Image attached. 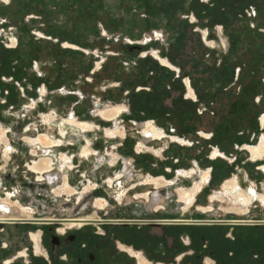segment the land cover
Returning a JSON list of instances; mask_svg holds the SVG:
<instances>
[{
	"label": "rangeland",
	"instance_id": "1",
	"mask_svg": "<svg viewBox=\"0 0 264 264\" xmlns=\"http://www.w3.org/2000/svg\"><path fill=\"white\" fill-rule=\"evenodd\" d=\"M174 1L154 0L140 5L134 0H117L115 6L105 7L101 0H0V45L5 48L0 47V117L17 115L23 139L37 138L47 130L57 136L59 123L72 117L70 115L77 109L88 113V107L93 108L90 112L100 119L103 117L99 110L113 105L126 107L117 120L110 122L103 118L96 139L102 147L99 145L100 153L91 158L90 165L68 169L70 184L76 192L69 197L52 192L50 196H39L36 204L48 215L35 218L139 215L156 222L127 229L113 225L108 228L124 237L122 241L116 240L117 243L134 241L155 250L162 245L171 248L175 241H186L187 233H191L196 241L207 235L215 237L213 243L220 240L224 235L219 229L222 224L176 225L158 220L239 219L242 215L231 210L235 205L230 200H210L216 194L222 195L223 184L234 176L246 178L258 192H264V171L259 168L264 164V158L253 161L245 148L264 135V125L261 126L260 121L264 114V8L260 7L261 11L257 8V17L251 19L248 5H244L240 18L230 25L229 20L238 12L239 6L235 0L231 5L226 0L225 11L213 13L215 21H224L226 26L220 37L218 26L207 24L204 18L198 19L194 26L187 24L186 18L191 16L187 8L172 13L176 4L184 2ZM241 2L264 4V0ZM193 5L199 12L204 10L202 5L195 2ZM152 9L165 11V14L150 18ZM112 16L115 19L124 16L128 23L120 30L114 26L116 24H108L107 18ZM166 20L168 24H165ZM260 23L261 30L257 28ZM207 27L210 36L214 33L215 38L210 37L209 41L215 40V47L202 40V32ZM157 31L162 34L158 45L160 55L169 59L174 68L163 66L159 60L150 57L152 48L156 47L154 41L145 46V53L149 52L147 57L142 54V49L130 47L124 41V38L133 42L147 41L155 38ZM72 39L80 40L81 45L71 47L67 42ZM13 48H16L15 52H12ZM187 78L196 93L195 98L188 95ZM149 121L165 132L162 139H153L144 133ZM66 126L69 130L67 139H73L77 130L67 123ZM110 127H123L125 135L104 137ZM26 130L32 135H25ZM141 142L150 149L139 150L136 146ZM108 145L115 146L112 155L104 152ZM216 150L224 156H213ZM27 156L24 151L13 158L11 176L23 177L15 186L29 191L35 185L25 183L35 177L26 174ZM112 157L114 162L120 160L113 167L107 164ZM143 159L146 164H142ZM79 169L88 171V175L95 178L94 187L83 191L82 196L77 194L79 189L76 188L82 186L77 177ZM193 169L192 175L185 176ZM180 171L186 172L183 175ZM205 172L208 176L196 201L183 209L184 204L178 200V189L191 188L196 182H202ZM118 174L121 177L111 186L109 178ZM149 176L164 177L171 184L155 187L147 183ZM49 177L53 181L47 178L38 186L41 190L55 186L60 178L55 173ZM119 192L122 200L117 198ZM146 193L147 198L142 196ZM97 199L105 200L102 209L96 206ZM210 205L209 212L200 208ZM250 207L251 213L245 215L246 219L264 220V206L260 202L255 199ZM236 214L237 218H233ZM7 216L13 217V214ZM226 225L229 227L226 226L225 233L235 231L231 224ZM29 228L34 227L22 226L19 231L9 227L0 233L3 234L0 240H11L17 235L24 242V232ZM261 232L264 235V231ZM261 235L259 233L260 237L253 240L263 242ZM229 245L227 252L234 248Z\"/></svg>",
	"mask_w": 264,
	"mask_h": 264
},
{
	"label": "flooded vegetation",
	"instance_id": "2",
	"mask_svg": "<svg viewBox=\"0 0 264 264\" xmlns=\"http://www.w3.org/2000/svg\"><path fill=\"white\" fill-rule=\"evenodd\" d=\"M116 1L117 0H101V2L105 7H113L114 2ZM134 1L138 2L140 5L143 4L145 5L147 4V2L151 3L154 0H134ZM155 4L157 5V3H154V5ZM129 7H132V5H130ZM129 7L128 9H130ZM179 11H180L179 9L171 10L172 13H176V14ZM149 13H150L149 15L150 18L156 19L157 18L156 16H160L161 14L164 15L165 11L156 12L152 9L150 10ZM107 19L109 25L116 24L114 26H116V28L120 30L124 28V25L126 23H128V21L124 16H122L119 19L116 18L117 20L113 16ZM134 21L136 24H138L136 19H134ZM168 22L169 21L166 20L165 24H168ZM118 37L122 38V36L120 35ZM80 42H81L80 40L77 41L72 39V41L67 42V44H71V47L75 46V48H77V45H81ZM151 53H152L151 58L153 59L155 58V60H159L163 66H168V68L169 67L174 68L173 64L169 61V59L162 57L157 49L154 48L151 51ZM154 53L158 55L157 56L158 58L155 57ZM163 59L168 61L169 64L168 65L163 64L162 63ZM186 82L188 86V95L190 97L195 98L196 93L194 94L195 91L193 92L194 89H192L191 87V82H189L188 79H186ZM45 90L46 89H44V91ZM113 106H120V105H113ZM113 106L100 110V115L102 116L101 114L102 111L111 109L113 108ZM118 116H116L115 118H117ZM74 118L75 117H71V119ZM1 119L2 117H0V120ZM113 119H106V120L111 121ZM5 121L9 123L10 120L6 118ZM149 122L152 123L153 126L157 127V125L153 121H149ZM149 122H147L146 127ZM66 123H67L66 120H64L63 123L60 124V126L64 128L61 131H65L67 129ZM67 124L69 126L74 127V124L71 123H67ZM157 128L160 131H162L165 136V132L159 127ZM91 129H85V130L82 129V130L86 131ZM119 130H122L121 134L111 135L109 133V132L114 133ZM1 132H4L6 135V130L0 123V142H3V140H1ZM144 133L146 134L145 130ZM24 134L28 136L32 135V133L30 132H26ZM106 134L107 136L113 138L116 136H124L125 132L123 127L120 128L110 127L106 129ZM146 135L152 137L153 139H162L164 137L163 136L162 138H154L151 135L148 134ZM173 138L179 140V138L177 137H173ZM28 141L34 145L41 143L42 145L49 147L59 146L61 142L62 144L64 142L63 140L60 139L53 140L48 135H39L36 139L33 140L29 139ZM255 144H251V145H255ZM7 146L5 147V150L6 148H8ZM137 148L139 150L144 148L150 149V147L144 145L142 142L141 144L138 145ZM11 149L12 146L11 148L9 147L7 149L9 151L8 154H5L6 158L11 156L10 155ZM57 150L59 149L57 148L55 151ZM156 152L159 153V150H157ZM86 153L87 151L84 152V154ZM54 154L55 153L51 149L43 151L42 157L43 156L46 157H43L42 160L40 159L38 162H35L32 168L38 171L49 170L52 165L51 162L55 160V158H52ZM48 155L51 157H49ZM212 155L224 156L219 150L214 151ZM47 156L49 158H47ZM60 156L62 159L66 160L63 154H61ZM40 161L41 163L45 161L47 163V166L41 169ZM141 162L142 164H146L145 159H143ZM263 165L264 164H262L259 167L261 171L262 170L264 171V168L262 167ZM185 172L186 171H182V172L180 171V173L179 172L178 173L179 174L183 173L184 175ZM193 173L194 172H192V174ZM207 176H208V172L207 173L205 172V176L202 178V182L200 183L196 182L195 185L192 186L191 188L178 189V197H179L178 200L179 202H182L184 204L183 209H187L194 204V202L196 201V195L201 190L202 183L205 182ZM120 177L121 175L118 174L115 178L118 179ZM235 177L238 178L239 182L243 183L241 186L247 188L249 182L247 181L246 178L238 175ZM115 178H109L108 183L111 186L114 184ZM64 182L65 183L62 188V191L65 192L69 197L76 192V189L71 187L72 186L70 184L71 182L68 179L67 181L65 179ZM67 182L71 186L67 184ZM147 183H152L155 185V187H159L160 185L163 184L165 185L171 184V181L165 179L164 177L157 178V177L149 176L147 178ZM93 187L94 186L90 184V186L85 187L84 191H88ZM195 187H197L198 189L193 195H191L187 199H183L181 197L182 191L185 190L190 191ZM221 192H223L222 195L216 194L210 197V200L214 201L216 199H221V200L224 198L228 199V195L224 189V184ZM142 196L147 198V193L143 194ZM142 196H138V197H142ZM117 198L119 200H122V194L120 192L117 195ZM9 206H11L12 208H16V206H20V210L18 209L17 210L24 217L20 218L19 216H13V217L7 216V213L9 212ZM96 206L102 209L105 206V200L97 199ZM157 208L159 209V207ZM200 208L204 212H209L212 209V205L206 207L201 206ZM0 209L4 210V215L0 216V225L19 223L21 224V226L34 227V228H29V231L27 229V231L24 232L26 237V240L24 242L28 244L27 246L21 249L19 248L15 249L16 246L15 247L11 246L10 243H6V241L0 240V264H264V241L255 242L253 240L260 237L258 236L259 233L260 235L262 234L261 236L264 237L263 233L261 232V230L264 231V220L259 221V220L246 219L247 217L245 215L251 213L249 212L251 210L250 206L245 213L238 212L239 215L242 216L239 219H235V220H216V221H203V222L183 220V219H168V218L164 220L162 219L158 220L159 223H169V224L175 223L176 225H178L177 223H182V224L205 223L210 225L215 224V226H217V224H222V227L221 225H219L220 226L219 229L224 234L221 236L222 238H220V240L215 241L213 243L211 241L215 240V237L212 238L211 236L207 235L206 237H200L199 240L196 241V239L194 238L193 235H191V233H187L186 241L185 240H182V242L180 240L178 242L175 241L171 246V248L162 245V247H160L161 250L146 249L145 247L140 245L139 242H134V241L121 242L124 237L116 233L115 231H110L109 230L110 228H108L109 225L110 226L113 225L116 227L122 226L120 227L121 229H125V228L127 229L128 227L130 228L138 224L150 225L149 223L156 222L152 220L143 219V217H140L139 215L138 216L124 215L120 218L117 217L115 218L110 216H104V217L81 216L70 219L35 218L29 214L28 209L19 205L18 202H13L8 198L0 202ZM231 210L233 209L231 208ZM160 211L161 210H159L157 213H159ZM237 216L238 214L234 215L233 218H237ZM250 217L252 216L250 215ZM227 223L231 224L230 226L234 227L233 228V230H235L233 231L234 233L233 232L228 234L225 233L227 228L226 226L229 227V225H226ZM76 226H78V228H74ZM4 232L5 231L2 232L0 231V233H4ZM2 236L3 234H0V239L2 238ZM116 240H121L120 241L121 243H117ZM229 244H232V247L234 248H232V250L227 252V247L230 246ZM252 245L256 246V248H253ZM184 246L185 248L183 249L182 247ZM236 248L239 249L237 250ZM247 249H249L248 253H247Z\"/></svg>",
	"mask_w": 264,
	"mask_h": 264
},
{
	"label": "crops",
	"instance_id": "3",
	"mask_svg": "<svg viewBox=\"0 0 264 264\" xmlns=\"http://www.w3.org/2000/svg\"><path fill=\"white\" fill-rule=\"evenodd\" d=\"M81 105H84L83 102ZM88 113H81L80 110H76L74 111V113L70 116L75 117L77 120L81 121V122H91L93 125H95L93 127V129L91 130H86L83 131L81 128L75 127L74 129L77 130L78 133H76L73 136V139L68 140L67 136L69 135V130L66 129L65 131H61L62 129H64L63 127L58 126V130H57V134L59 135H55L53 133H51L50 130H47V132L40 134V135H48L49 137L53 138V139H60L63 140V144L59 145V146H51L49 147H45L44 145H42L41 143H38L37 145H33L31 143H27L28 140L23 139V137H21V132L19 133V117L17 115H5L2 117V119L0 120V123L2 124V126L5 128L6 130V135H5V141L0 142V157H1V161H0V202H2L4 199L8 198L14 202H18L19 205L25 207L26 209L29 210V214L33 217H43L44 215L47 216L48 214L45 213V211L41 208H39V205L36 204L37 201H39L38 197L39 196H50L51 192L52 194H56L58 196H62L65 195L67 196V194L65 192H62L60 190H62L64 184V177L67 174L68 175V180L70 181V176L69 173H67L68 169H77V168H82V165L84 166H89L90 165V160H92L91 158H94L96 156L99 155L100 150H99V145L102 147L101 142H96V139L98 138L99 135V128L100 125L103 121V118L98 119V115H94L92 112H90L93 108L88 107ZM93 111V110H92ZM123 114L121 113L120 116L121 117ZM115 118L113 120H117L118 119ZM9 119V123H7L5 121V119ZM71 118V117H70ZM66 120V119H64ZM63 120V121H64ZM111 120V121H113ZM105 121H107L105 119ZM110 121V122H111ZM55 130H53L54 132ZM27 132V131H26ZM105 137L107 138H112L107 136L106 134H104ZM57 137V138H56ZM114 138V137H113ZM107 142V140H105ZM6 143V144H5ZM6 145H11L12 146V151L10 153V157L6 158L5 156V147ZM72 146V147H69ZM89 147L91 150V152L89 153V155H83L82 151L85 147ZM66 147H68V151H66ZM114 145L112 146H106L104 152L105 153H110L111 155L114 153ZM58 148V151H55ZM53 150V152L55 153L52 158H55V160L52 162V167L49 171H38V170H34L32 168V166L34 165L35 162H38L40 160V158L42 157L43 151L45 150ZM24 151L28 154L27 159L28 161H26V174L29 176H34L35 179L31 180L30 183H25V185H35V187H33L32 189H30L29 191L25 188H20L19 185H16V183L22 182L23 177H16L13 178V176H11L13 174L12 169L14 168V163H12L13 158H16L17 156H19L20 154L24 153ZM64 152L65 154H67L70 159L71 162L70 164H68L67 166H65L64 169H62L61 167V162L58 159L59 155ZM78 157V158H77ZM73 158L75 159L74 161ZM83 159V161H82ZM86 160V161H85ZM113 157L112 160H110L107 164L109 166H114L115 164L119 163L120 160L117 161H113ZM71 165V166H70ZM81 169H79V175L78 177V182L79 184H82L81 187L77 186L76 188L79 189V191H77V194L81 195L84 194L83 191L87 185H92L95 184L94 181V177H91L90 175H88V171H80ZM49 173H55L59 175V179L56 182V185L58 184V186H52L51 188L49 186H47L44 190H41L38 186H41L45 180V176L46 174ZM44 177V178H43ZM29 178V177H28ZM116 179V178H115ZM71 182V181H70ZM9 183H11L9 185ZM62 186H59V185ZM89 191V190H88ZM61 192V193H60ZM62 194V195H61ZM20 210V206H16V208H12L11 206H9V212L8 214H13V216H19V217H23V215L21 213H19L18 210ZM15 211V212H14ZM18 212V213H17ZM22 212V210H21ZM4 215V210L0 209V216ZM9 227H12V229H16L17 231L20 230V228L22 227L21 224L19 223H15V224H1L0 225V231H5L6 229H8ZM22 238V237H21ZM10 240V239H9ZM6 240V243H10L11 246H16L15 249H21L25 246H27L28 243L20 241L19 236L14 235L13 238H11V240Z\"/></svg>",
	"mask_w": 264,
	"mask_h": 264
},
{
	"label": "bare ground",
	"instance_id": "4",
	"mask_svg": "<svg viewBox=\"0 0 264 264\" xmlns=\"http://www.w3.org/2000/svg\"><path fill=\"white\" fill-rule=\"evenodd\" d=\"M205 35H207V33H205ZM14 39H12V40L14 41ZM210 44L211 45H215L216 44V41H212V42H210ZM154 55H155V57L158 56L156 53H154ZM162 63L165 64V65H168L169 64L168 61H166L164 59L162 60ZM124 110H125V107L124 106H113V108H111V109L102 111L101 114L106 119H113L116 116L120 115V113H122V111H124ZM99 112H100V110H99ZM50 121H51V119H50ZM66 122L67 123L74 124V126H76L78 128H81V129H84V130L85 129H91V128H93V125L91 124V122H86V121L81 122V121H79V120H77L75 118L74 119L67 118L66 119ZM59 124H61V123H59ZM262 125H264V114L261 116V126ZM121 132H122V130L116 131L114 133L113 132L112 133L109 132V133L111 135H113V134H116L117 135V134H121ZM145 132H146V134L151 135L154 138H162L164 136L163 132L160 131L157 127L153 126V124L150 123V122L148 123L147 127L145 128ZM4 138H5V133L4 132H1V140L5 141ZM29 139H32L33 140V139H36V138H29ZM27 143H30V142L28 141ZM61 144H62V142L59 145H61ZM139 144H141V143H139ZM45 147H49V146H45ZM136 147H138V146H136ZM8 148H6V150H5V153L6 154H8V151H9V150H7ZM246 149H248L249 152L251 153V157H252V160L253 161H257L258 159L264 158V135L261 136V139L255 145H246ZM90 150L91 149L86 146L83 149L82 154L83 155H89V153L91 152ZM85 151H87L86 154H84ZM61 154H63L65 156L66 160H64V159L61 158V156H60ZM61 154L59 155V160L61 162V166H62L61 168L64 169L65 166H67L68 164H70L71 159H70V157L67 154H65V153H61ZM48 156H47V158L51 157V156H49V157ZM43 157H46V156H43ZM50 159H52V158H50ZM51 164H52V162H51ZM46 166H47V163L45 161H43L40 168L42 169V168H45ZM51 167H52V165H51ZM51 167H50V169H51ZM262 167L264 168V165ZM49 170H47V171H49ZM192 172H194V170H190V172H186V176H190L192 174ZM67 177H68V175L66 174L65 177H64V180L66 179V181H67V179H68ZM67 184H69V183L67 182ZM242 184L243 183L242 182H239L238 178L235 177V176L232 179H230V180H228V181H226L224 183V189H225V191H226V193L228 195V199L235 205V207H233L232 209L233 210H236V211H238L240 213H245L249 209V206L251 205V203H253V200H255V199H256L257 202H260L264 206V192H262V193L261 192H258L250 184H248L247 188L241 186ZM71 187L73 188V186H71ZM197 189L198 188L195 187L194 189H192L190 191L189 190L182 191L181 192V197L183 199H187L188 197H190L191 195H193L196 192ZM60 191H62V190H60Z\"/></svg>",
	"mask_w": 264,
	"mask_h": 264
},
{
	"label": "built area",
	"instance_id": "5",
	"mask_svg": "<svg viewBox=\"0 0 264 264\" xmlns=\"http://www.w3.org/2000/svg\"><path fill=\"white\" fill-rule=\"evenodd\" d=\"M170 1V0H169ZM179 0H175L174 2H177ZM242 0H235V4L239 6V10L237 13L234 14V17H232V20H229V24L231 25L233 20H237L240 18V14L242 13L243 9H244V5H248V12L250 13V18L253 19V18H256L257 15H258V10L261 11V8L260 7H263L264 8V4L263 5H256L254 3H250V4H244L243 2H241ZM193 2L197 3L199 6L202 5V7H204V10H202L201 12L197 11L196 10V6L194 7L193 5ZM227 3L229 5H231L232 3V0H227ZM226 5V0H208V1H204V0H184V2H181L179 4H176L177 6L176 7H173V9H179V10H183L184 8H187L186 11L187 12H191V16H188V18H186V23L187 24H194L197 22L198 19H205L206 20V23L207 24H213L214 26H218V32H219V35L220 37H222L223 35V28L226 30V26H225V23L224 21H215V12H210V10H221V11H225V5ZM223 5V7L221 6ZM258 8V10H257ZM209 13H208V12ZM214 13V14H213ZM253 17V18H252ZM249 20V19H247ZM260 25H262L261 23L257 25V28L260 29ZM194 26V25H193ZM256 27V26H255ZM261 30V29H260ZM158 33V31H157ZM205 33H207V35H205ZM213 35L210 36L209 34V28L207 27L206 30H204V32H202V40L207 43V42H212V41H209L210 37L211 38H215L214 36V33L212 32ZM154 37L155 38H150L148 39L147 41H140V42H133L132 39H127V38H124V41L127 43V45H129L130 47L133 46V47H136L137 49L141 50L142 49V54L145 53L147 50H145V46L147 44H149L150 42L154 41L156 43V47H154L155 49L157 48V50L159 51V54L161 53V50L158 49V45H159V42L160 41V38L162 37V34L158 33H154ZM215 41V40H213ZM209 45V44H208ZM216 45V44H215ZM215 45H211V47H215ZM152 48V50L154 49ZM14 50L16 48H13ZM148 53H145V57H147L146 55H148ZM207 57H209V53H207ZM152 55H150L151 57ZM190 82V79L187 78ZM7 147H10V145H8ZM12 151V149H11ZM75 169V168H73ZM51 174V173H49ZM49 174H46L45 175V178L44 180L46 181L47 178L49 179L50 182L53 181V179L51 177H49ZM55 178V177H54Z\"/></svg>",
	"mask_w": 264,
	"mask_h": 264
},
{
	"label": "trees",
	"instance_id": "6",
	"mask_svg": "<svg viewBox=\"0 0 264 264\" xmlns=\"http://www.w3.org/2000/svg\"><path fill=\"white\" fill-rule=\"evenodd\" d=\"M210 12H216V10H210ZM232 18H230L231 20ZM1 48H3L5 50V48L3 47V45L1 44ZM6 51H10V50H6ZM16 50H13L12 52H15Z\"/></svg>",
	"mask_w": 264,
	"mask_h": 264
}]
</instances>
